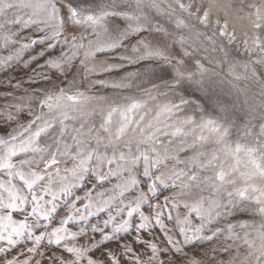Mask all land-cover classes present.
Masks as SVG:
<instances>
[{"label":"snow or ice","instance_id":"1","mask_svg":"<svg viewBox=\"0 0 264 264\" xmlns=\"http://www.w3.org/2000/svg\"><path fill=\"white\" fill-rule=\"evenodd\" d=\"M0 74V264H264V0H0Z\"/></svg>","mask_w":264,"mask_h":264},{"label":"rangeland","instance_id":"2","mask_svg":"<svg viewBox=\"0 0 264 264\" xmlns=\"http://www.w3.org/2000/svg\"><path fill=\"white\" fill-rule=\"evenodd\" d=\"M14 75H15V77L17 79L23 77V73L19 72V70H17V73H15ZM2 79H3V76H2V74H0V80H2ZM2 95H3V88L0 87V96H2ZM2 102L3 101L0 100V103H2ZM84 191H87V189H85ZM84 191H80L77 194L83 196L84 195ZM144 210H145V212H147L148 211L147 207H145ZM63 214H64L63 211H61L60 215L62 216ZM104 219H106V214L105 213H100L99 215L90 217L89 222L91 224H101ZM236 219H248V217L247 216H237ZM141 235H145V234L141 233ZM121 236L123 237V239L128 240V241H131V239H132L131 235L125 236L124 234H121ZM145 238H147V237H145ZM108 246L114 248L116 245H115V243H112V244H109ZM133 247L136 248L139 251H143V246L142 245L135 244V245H133ZM97 255H99V253H97ZM37 258H39V257H37ZM145 259H146V257H145Z\"/></svg>","mask_w":264,"mask_h":264}]
</instances>
